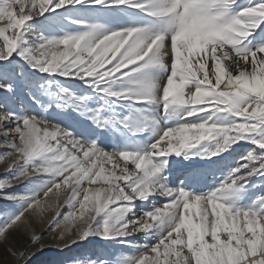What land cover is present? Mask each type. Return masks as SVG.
Listing matches in <instances>:
<instances>
[{"label": "snow or ice", "instance_id": "snow-or-ice-1", "mask_svg": "<svg viewBox=\"0 0 264 264\" xmlns=\"http://www.w3.org/2000/svg\"><path fill=\"white\" fill-rule=\"evenodd\" d=\"M0 136V264H264V0H0Z\"/></svg>", "mask_w": 264, "mask_h": 264}, {"label": "rangeland", "instance_id": "rangeland-1", "mask_svg": "<svg viewBox=\"0 0 264 264\" xmlns=\"http://www.w3.org/2000/svg\"><path fill=\"white\" fill-rule=\"evenodd\" d=\"M83 12L79 13V15H83ZM0 139H2V136H0ZM141 139H147V135L143 136ZM6 151V149H0V152ZM172 161H176L175 163H172ZM178 164L180 167L189 168L192 169V174L194 176H197L199 179H201L204 183L209 185V187L202 188V191H209L211 188H214L216 184L219 182L220 179H222V175L220 172H216L215 176L212 174H207L206 176H199L200 173H208V169L204 167L206 164L205 161H198L194 162L191 160H180L177 161L176 157H172L170 161V166L172 167L173 171L176 170V165ZM182 163V164H181ZM220 173V174H218ZM6 175V165L4 163H0V179H3ZM180 175V174H178ZM161 200L163 198H160ZM67 208H62V213L66 212ZM54 213L48 212L45 214L42 222L40 220H34L32 222V227L36 235H43L44 238V255L40 256V260L36 261V264H40V261L48 260V261H59L64 260L66 256H74V257H87L89 253L92 251H100V245L99 244H93V245H85L83 248L78 247V245H72V248L75 250L73 252H69L67 248L64 249L63 253H60L59 248L57 247V242L59 241V236L62 228H57L54 232L49 230V225L52 223ZM73 232H75V229H73ZM137 239H139L140 242H143L142 234H137ZM65 240L70 242V238L68 236H65ZM103 243V242H101ZM122 246L116 245L115 248H109L107 249V252L112 253L115 252L116 255H119L122 251ZM125 255L130 254L129 252L125 251Z\"/></svg>", "mask_w": 264, "mask_h": 264}, {"label": "bare ground", "instance_id": "bare-ground-1", "mask_svg": "<svg viewBox=\"0 0 264 264\" xmlns=\"http://www.w3.org/2000/svg\"><path fill=\"white\" fill-rule=\"evenodd\" d=\"M83 15L82 16H84V15H92V13H86V12H83L82 13ZM69 28H71L72 26H68ZM179 164V163H178ZM177 163L175 164L176 165V170H174L173 171V175H170L169 176V179L171 180V179H173L174 178V176H180L181 175V169L183 168V167H180L179 165H178ZM182 164V163H181ZM178 174H180V175H178ZM218 174H220V173H218ZM216 176H217V174H216ZM178 182V181H177Z\"/></svg>", "mask_w": 264, "mask_h": 264}]
</instances>
